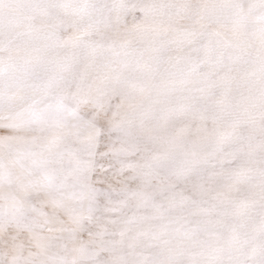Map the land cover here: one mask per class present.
<instances>
[{"label": "snow or ice", "instance_id": "1", "mask_svg": "<svg viewBox=\"0 0 264 264\" xmlns=\"http://www.w3.org/2000/svg\"><path fill=\"white\" fill-rule=\"evenodd\" d=\"M0 264H264V0H0Z\"/></svg>", "mask_w": 264, "mask_h": 264}]
</instances>
